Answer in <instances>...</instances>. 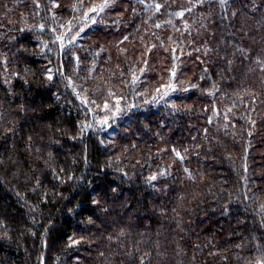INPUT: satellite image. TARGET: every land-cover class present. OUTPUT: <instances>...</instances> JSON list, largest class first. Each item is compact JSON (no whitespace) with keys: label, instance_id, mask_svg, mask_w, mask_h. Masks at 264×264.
I'll use <instances>...</instances> for the list:
<instances>
[{"label":"trees","instance_id":"1","mask_svg":"<svg viewBox=\"0 0 264 264\" xmlns=\"http://www.w3.org/2000/svg\"><path fill=\"white\" fill-rule=\"evenodd\" d=\"M103 2L0 0V264L264 260V0Z\"/></svg>","mask_w":264,"mask_h":264},{"label":"snow or ice","instance_id":"2","mask_svg":"<svg viewBox=\"0 0 264 264\" xmlns=\"http://www.w3.org/2000/svg\"><path fill=\"white\" fill-rule=\"evenodd\" d=\"M220 2L221 3H227V0H220ZM107 7H109V3H108V0H104V2L99 6V7H93V8H91L90 9V11L92 12V13H95V15L96 16H99V14L101 13V12H103L104 10H105V8H107ZM156 8H157V10H159V8L161 7V5H159V4H157L156 6H155ZM178 15H183V13H178ZM232 16L233 17H235L236 16V13L235 12H233L232 13ZM90 19H92L93 20V22H95V19L94 18H92V17H89ZM157 27H159V25H157ZM69 31H71V28H69ZM80 31H83V29H80ZM78 34V33H77ZM58 39H59V37H58ZM239 51H241V52H243L244 51V49H239ZM260 61H257V63H259ZM229 63H231V61H229ZM49 72H51V70L49 69ZM173 75H174V73H173ZM48 80H52V75H48ZM169 87H170V85H169ZM157 91H159V90H157ZM164 95H167V93H164ZM92 103H95V101H92ZM117 103H119V102H117ZM104 109L105 110H107L108 109V105H107V103L104 105ZM117 111H119L120 109L119 108H117L116 109ZM101 123L102 124H106L107 123V120L105 119V120H102L101 121ZM180 154L177 152V156H179ZM187 171V170H186ZM150 179L151 180H154L155 179V177L153 176V177H150ZM113 191H115V189H113ZM94 203H99L98 201H93ZM107 209H105V211H106ZM121 235H123V232H121ZM109 239L111 240L112 239V237H109ZM74 243H78V242H74ZM237 247H240V245H237ZM141 264H143V258H141ZM257 264H264V260H261V261H258L257 262Z\"/></svg>","mask_w":264,"mask_h":264},{"label":"rangeland","instance_id":"3","mask_svg":"<svg viewBox=\"0 0 264 264\" xmlns=\"http://www.w3.org/2000/svg\"><path fill=\"white\" fill-rule=\"evenodd\" d=\"M106 120H107V121H109V120H110V118H107Z\"/></svg>","mask_w":264,"mask_h":264}]
</instances>
